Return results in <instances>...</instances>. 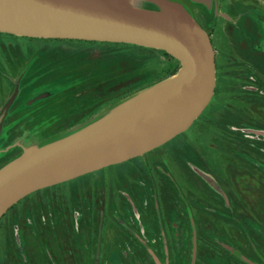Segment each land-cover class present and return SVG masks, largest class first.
<instances>
[{
    "label": "rangeland",
    "instance_id": "rangeland-1",
    "mask_svg": "<svg viewBox=\"0 0 264 264\" xmlns=\"http://www.w3.org/2000/svg\"><path fill=\"white\" fill-rule=\"evenodd\" d=\"M173 1L188 8L209 32L217 71H227L230 85L220 94L214 91L198 120L162 146L83 175L77 184L70 180L51 186L39 208L25 209L27 201L42 199L36 191L29 194L0 224L16 243L1 264H16V247L37 243L50 244L51 264H86L81 250L85 237L90 248L99 237V253L109 249L105 252L113 264H162V244L169 247V264H187L186 215L192 222L194 252L197 217L199 232L219 234L199 235L202 243L193 264H264V85L254 73L258 69L264 76V53L252 46L264 33V0ZM126 3L156 7L148 0ZM171 63L157 50L127 44L0 34V167L24 149L78 130L167 79ZM74 188L77 194L70 195ZM122 188L133 195L135 221ZM65 201L80 205L73 212L76 219L82 211L77 227L68 223L71 208ZM85 205L92 210L81 207ZM100 215L105 222L97 225ZM26 216L34 218L26 221ZM118 216L141 237L151 238L146 240L155 249L153 260L135 250L142 247L120 226ZM31 221L37 223L38 238L32 235ZM100 227L103 234L97 235ZM219 237L235 243L240 261L223 251L229 244ZM115 246L128 249L127 256L116 253Z\"/></svg>",
    "mask_w": 264,
    "mask_h": 264
},
{
    "label": "water",
    "instance_id": "water-1",
    "mask_svg": "<svg viewBox=\"0 0 264 264\" xmlns=\"http://www.w3.org/2000/svg\"><path fill=\"white\" fill-rule=\"evenodd\" d=\"M148 1L157 9L119 0H0L2 33L132 44L162 50L180 63L174 76L68 135L24 149L0 167V219L35 191L162 146L207 107L216 86L209 35L179 2Z\"/></svg>",
    "mask_w": 264,
    "mask_h": 264
},
{
    "label": "trees",
    "instance_id": "trees-1",
    "mask_svg": "<svg viewBox=\"0 0 264 264\" xmlns=\"http://www.w3.org/2000/svg\"><path fill=\"white\" fill-rule=\"evenodd\" d=\"M0 34H4L6 36H16V35H12V34H8V33H2V32H0ZM18 37L23 38V39H34V40H44L45 39V38H31V37H21V36H18ZM47 40H49V39H47ZM68 40L69 41H77V42H86V43H111V42L84 41V40H71V39H68ZM119 44H125L126 45V43H119ZM127 45H131V46H135V47H140V48H147V47H141V46L132 45V44H127ZM147 49H152V48H147ZM152 50H157V49H152ZM157 51L161 52L164 56H166L168 58V60L170 62H172L171 64L173 66L169 65V70H167L168 71V76L166 78H170V77L174 76L177 73L178 69H179L180 63L176 59H174L172 56H170L169 54L165 53L164 51H162V50H157ZM174 64H176L178 66L175 67ZM215 75H216V82H217V84H216V87H215V90L214 91L217 92V94L218 93L220 94V93H222V91L224 90V88L226 86H229L230 85V81H232V79H229L228 77L227 78H221L220 75H219V72L217 71L216 65H215ZM197 120H198V118L193 122V124ZM74 131H76V129L73 130V131H71V132H68V133H66V134H64L62 136H65L67 134H70V133H72ZM58 138H60V137H58ZM53 140H55V139H53ZM43 144H45V143H43ZM101 170L102 169H100L98 171H101ZM81 178H83V177L80 176L78 178L73 179L72 181H73V183H76L77 184L78 181L81 180ZM50 188L51 187H47V188L38 190V192L36 191V193L39 194L40 196L42 194V196H41L42 199L41 200L38 199V200H34V201H27V204L25 205V207H26L25 209L26 210L27 209H29V210L31 209L32 210V209H34L36 207L39 208L42 204L46 203V200H45L46 198H45L44 194L46 192H48L50 190ZM156 189L157 188L155 187L154 190L156 191ZM122 190L124 192H126L125 189L122 188ZM69 193H70V195L77 194L76 193V188L70 190ZM126 194H127V198L123 197V199H125L127 205H130V209H131L130 211L132 213V220L135 221L137 216H135V214L133 213V210H132V207L133 206H132V203H131V201H134L133 200V195H132V193H130L129 190H128V192H126ZM177 195H178V191H177ZM29 198H30V196L27 195L26 197H24L20 201H18L15 205H13L1 217L0 224L2 223V220L6 217V215H8V213L14 207H16L18 203L22 202L23 200L29 199ZM64 203L67 204L66 206H68V207L71 208V209H68V213H70V217L68 218L69 221L67 220V215H63L64 218L71 225H74L75 226V224H76L75 227H77L80 224V222L82 221V218H83V215H82V211L81 210H80V213H79L80 215L78 214V216L76 217V219H75V216L73 215V212L77 208H80L79 203L78 204H74V202H70V201L68 203L65 201ZM183 204L185 206V203L184 202H183ZM81 207L84 208V209L85 208L86 209L89 208V210L90 209L92 210V208H90L89 205H85V206H81ZM26 210H25V212H26ZM63 214H64V212H63ZM25 218H26V221H27L28 218L30 220H33L34 216H26ZM139 218H140V215H138L137 221L139 220ZM12 220H13V218H11V223H12ZM87 220L90 221L89 219H87ZM187 220H188V226L190 227L191 225H190V220H189L188 217H187ZM103 221H104V218L101 217V215L98 216V220H97L98 223H97V225L100 224V223H102ZM117 221L120 224V226L124 227V229L128 230L129 232H131L130 235H136L138 237L139 234L136 232V230L133 229V228H131L130 225H129V223H127L125 220H123L120 216L117 217ZM104 222H103V224H104ZM28 224H31L32 225V226L30 225V228H31V231L33 232L32 235L35 236L36 235V231H34V228H35V225L37 223L31 221V222H28ZM157 224H160V225L162 224V221H161V218H160L159 215L157 216ZM97 225H96V227H97ZM6 227H2V228L0 227V264L2 263L1 260H4V258L6 257V255L8 253V249L10 247H15L16 246L15 236L14 235H8V232L6 230ZM162 228L163 227L161 226V230H162ZM96 234L97 235H102L103 234V228H102V231H101V227L99 229L96 228ZM38 236L39 235H36L35 237L38 238ZM191 236L192 235H188V237H187V240H188L189 246H190L189 261L187 262V264H193V262H191L192 256L194 257V253L191 254V249H192ZM88 240H89V237H87V238L85 237L83 239L81 238V250H82V253L84 254V261L86 262V264H96L94 262V261H96L95 260V258H96L95 254H93V251L91 250L90 247H87ZM47 244H48L47 245V248H46L45 245H43L41 243H37L36 246L34 245L33 247L28 248V249H25L26 247H22L21 248V246H17L16 247V251H17L18 254L17 255L15 254L14 261L16 262V264L17 263L18 264H51L50 263V256L49 255H50V252L52 250H50L49 247H48V246H50V244L49 243H47ZM162 247H163V244H162ZM166 248H168V247H166ZM52 253H54V252H52ZM146 255L151 259L150 255H148V252L146 253ZM163 257L165 258V254L164 253H163ZM54 264H60V262H58V261L55 260Z\"/></svg>",
    "mask_w": 264,
    "mask_h": 264
},
{
    "label": "flooded vegetation",
    "instance_id": "flooded-vegetation-1",
    "mask_svg": "<svg viewBox=\"0 0 264 264\" xmlns=\"http://www.w3.org/2000/svg\"><path fill=\"white\" fill-rule=\"evenodd\" d=\"M152 9H157V7H152ZM186 10L195 18V20L198 22V24L202 27V25H201V22L199 21V19H198V17L196 16V15H194L192 12H190L189 10H188V8H186ZM223 19H225V20H228L227 18H223ZM205 22H208L207 20L205 21ZM203 28V27H202ZM204 29V28H203ZM205 30V29H204ZM205 32L209 35V37H210V41H211V43H212V46H213V48H214V43H213V40H212V38H211V36H210V34H209V32L207 31V30H205ZM256 40H258V41H254V43H253V47L257 50V51H260L261 53H264V33H262L261 35L260 34H258V37H256ZM215 63H216V60H215ZM215 65H217V63L215 64ZM217 67V66H216ZM220 68V67H219ZM254 73H255V75L257 76V77H259V79L262 81V84L264 85V76H261L259 73L260 72H258V69H255V71H254ZM219 75H220V77L221 78H227V71L226 70H224L223 72H222V70L221 71H219ZM186 206V205H185ZM186 208V207H185ZM186 214V213H185ZM200 215V214H199ZM186 217H188L187 215H186ZM189 218V217H188ZM198 218V217H197ZM197 218L195 219V235H196V242H197V244H198V246H197V249H196V251L194 252L193 251V249H191V254H193L194 253V257L192 256V260H191V262H193L194 263V258H195V255H196V252L198 251V248H199V246L201 245V243H202V241H201V239L199 238V235H219V234H216V233H211V232H208V231H204V230H206V229H204V230H201V232H199L198 231V229H197V225H196V221H197ZM190 220V219H189ZM162 221V220H161ZM159 223V222H158ZM191 220H190V225H191ZM161 226L163 227V225L161 224H158V227L160 228V231L162 232L163 231V228H162V230H161ZM192 225L189 227L188 226V229H189V231H188V235H193V231H192ZM128 231V230H127ZM127 234L128 235H130L131 234V232H127ZM162 235V234H161ZM133 238H136L137 239V244L136 245H140V247H142V248H139V247H137L135 250H137L138 249V252H141L144 256H142L144 259H145V253H147L148 252V255H150V257H151V259L152 258H154V256L152 255L153 253H156L155 252V249L154 248H152V244H150L147 240H146V238L149 240V239H151L150 237H147V236H144V238L143 237H141L140 235H138V237L136 236V235H131ZM215 238H217V237H214L213 239H215ZM218 239H220L221 241H223V240H225L226 241V243L227 244H229V245H227L226 247H225V249H223V251L225 252V253H232V255H234L235 257H237V259L240 261L241 260V253H240V251L238 250V248L235 246V243H230L231 241H229V239H228V237L226 238H224V237H219ZM100 240V238L99 237H96V239H95V241H94V243L92 244L93 246L91 247V250L93 251V254H95V256H96V258H95V260L96 261H94L96 264H113L111 261H110V256L109 255H111V254H107V251L105 252V250H108L109 251V249H101V253H99V250H98V247H99V241ZM228 240V241H227ZM96 245V246H95ZM232 245V246H231ZM96 248H95V247ZM166 247H168L167 245H163V248H162V252L165 254V258L163 257V259L161 260L162 262V264H169V260L167 259V255H168V250H169V247L168 248H166ZM228 249V250H227ZM116 253H121V252H123V254L125 255V256H127V250L128 249H125L124 250V248H122V250H119V248L118 247H114V249H113ZM95 252V253H94ZM140 253V254H141ZM138 255H139V253H138ZM143 258H141V260L143 259ZM140 260V261H141ZM153 260V259H152ZM154 261H155V259H154ZM156 262V261H155ZM140 264V263H139Z\"/></svg>",
    "mask_w": 264,
    "mask_h": 264
},
{
    "label": "bare ground",
    "instance_id": "bare-ground-1",
    "mask_svg": "<svg viewBox=\"0 0 264 264\" xmlns=\"http://www.w3.org/2000/svg\"><path fill=\"white\" fill-rule=\"evenodd\" d=\"M119 1L122 2V3H125V4L127 2V0H119Z\"/></svg>",
    "mask_w": 264,
    "mask_h": 264
}]
</instances>
